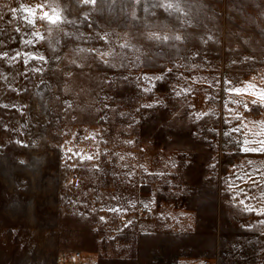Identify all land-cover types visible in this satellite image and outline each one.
I'll list each match as a JSON object with an SVG mask.
<instances>
[{
    "label": "rangeland",
    "instance_id": "374dc122",
    "mask_svg": "<svg viewBox=\"0 0 264 264\" xmlns=\"http://www.w3.org/2000/svg\"><path fill=\"white\" fill-rule=\"evenodd\" d=\"M261 141L264 0H0V264H264Z\"/></svg>",
    "mask_w": 264,
    "mask_h": 264
},
{
    "label": "snow or ice",
    "instance_id": "6c2138e0",
    "mask_svg": "<svg viewBox=\"0 0 264 264\" xmlns=\"http://www.w3.org/2000/svg\"><path fill=\"white\" fill-rule=\"evenodd\" d=\"M84 3H95V0H84ZM45 16H47V13H45ZM60 14L59 13H56V16L54 19L51 20V22L53 24H56L58 21H60ZM262 144V146H264V141H261L260 142ZM252 151H256V149H251ZM90 158V157H89Z\"/></svg>",
    "mask_w": 264,
    "mask_h": 264
},
{
    "label": "built area",
    "instance_id": "2783aa9c",
    "mask_svg": "<svg viewBox=\"0 0 264 264\" xmlns=\"http://www.w3.org/2000/svg\"><path fill=\"white\" fill-rule=\"evenodd\" d=\"M76 257H79V254L78 253L72 255V258H76Z\"/></svg>",
    "mask_w": 264,
    "mask_h": 264
},
{
    "label": "bare ground",
    "instance_id": "6f19581e",
    "mask_svg": "<svg viewBox=\"0 0 264 264\" xmlns=\"http://www.w3.org/2000/svg\"><path fill=\"white\" fill-rule=\"evenodd\" d=\"M248 31V30H247ZM249 31H250V29H249ZM263 33V32H262ZM255 39V38H254ZM249 44V43H248ZM255 45V44H254ZM256 47H257V45H256Z\"/></svg>",
    "mask_w": 264,
    "mask_h": 264
}]
</instances>
